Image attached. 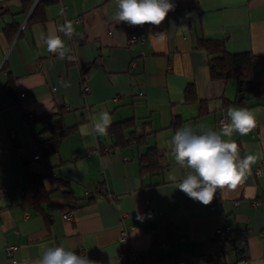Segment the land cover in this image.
I'll return each instance as SVG.
<instances>
[{"label": "crops", "instance_id": "1", "mask_svg": "<svg viewBox=\"0 0 264 264\" xmlns=\"http://www.w3.org/2000/svg\"><path fill=\"white\" fill-rule=\"evenodd\" d=\"M38 1H46L44 23L29 24ZM171 2L175 10L161 25L130 26L112 19L115 0H0V264L11 259L35 264L45 247L61 244L97 264H236L241 240L248 248L247 264H264V93L254 96L249 83L244 104H232L253 110L257 123L248 135L232 137L241 156L259 157L242 185L218 190L205 206L169 179L179 182L187 171L172 155L173 116L181 117V126L219 130L217 123L229 108L223 102L239 93L235 79H210L209 55L199 42L219 41L228 52L264 56V0ZM65 21L75 29L71 38L59 31ZM10 24H17L18 32L9 37L4 28ZM131 27L144 35L143 43L128 45ZM49 32L64 41V59L43 44L41 33ZM160 32L163 42L148 39ZM88 64L84 84L90 91L83 96L80 71ZM61 80L70 86L63 87ZM189 86L195 103L184 100ZM200 100L208 113L197 118ZM62 108L63 122L73 129L57 153L38 163V143L49 138L43 131L48 121L39 117ZM100 110L108 111L112 122H149L146 144L109 151L107 143L101 155L91 153L105 142L103 135H84L80 128ZM149 147L163 150L166 166L145 175L138 160ZM65 164L74 165L76 181L59 171ZM32 172L49 174L43 179L49 193L43 201H31ZM67 190L66 200L62 192ZM146 205L153 211L147 219ZM68 210L72 218L62 219ZM122 222L127 244L118 239ZM226 226L234 246L213 237L215 229ZM166 241L169 248L155 250ZM128 245L139 258L125 263L117 257ZM9 246L15 247L10 260Z\"/></svg>", "mask_w": 264, "mask_h": 264}, {"label": "clouds", "instance_id": "2", "mask_svg": "<svg viewBox=\"0 0 264 264\" xmlns=\"http://www.w3.org/2000/svg\"><path fill=\"white\" fill-rule=\"evenodd\" d=\"M116 11L112 19L116 24L121 22L130 26H159L176 5L171 0H115ZM71 38L75 29L70 21L59 28ZM149 40L157 39L163 42L165 33L149 34ZM41 40L47 51L64 59L66 47L64 41L55 32L41 33ZM70 58V57H69ZM63 87H69L68 82L61 80ZM111 115L106 110H100L92 115L90 121L81 126L84 135H106L111 125ZM257 126L256 115L246 107L230 106L227 109L226 122H222L219 130L200 125L181 126L171 137L172 155L175 162L186 169V174L179 182L175 176L169 179L175 183V188L194 201L207 206L212 203L218 190H236L251 175L252 165L258 155L245 154L241 156L234 134L243 137ZM138 219H142L140 215ZM35 264H97L87 256L78 255L76 251L64 245L45 247Z\"/></svg>", "mask_w": 264, "mask_h": 264}, {"label": "trees", "instance_id": "3", "mask_svg": "<svg viewBox=\"0 0 264 264\" xmlns=\"http://www.w3.org/2000/svg\"><path fill=\"white\" fill-rule=\"evenodd\" d=\"M25 1V0H24ZM46 1H38L36 2L29 14V24L34 23H44L43 16V6ZM9 37L11 35L16 34L18 32V25L10 24L4 28ZM199 44L206 49L209 55L208 60V68H209V76L211 80L218 81L221 80H230L235 79L239 82L248 80L250 85L249 89L253 95H258L264 93V56L252 55L249 52H241V53H231L228 52L223 43L219 41H211V40H202ZM91 65H85L84 68L80 71L81 74V86L84 84L86 80V75L90 70ZM10 84V83H9ZM6 87H8V85ZM244 90L239 91L237 94V98L231 102H223V107L228 108L232 106V104L239 103L244 104ZM184 100L187 103H195L197 101L196 92H194V88L189 86L184 90ZM198 117H203L208 113L206 104L202 100L198 101ZM66 111L64 108L58 109L51 115H46L43 117H39V119H43L48 121L46 128L43 130L49 136L48 139L40 141L38 143L39 148L41 149V158L52 155L53 153H57L59 150V145L62 140L69 134L73 127H68L63 122V115ZM39 119H36L38 121ZM183 123L181 117L176 114L173 116L172 120V128L176 130ZM141 128V131L138 132V129ZM151 131L149 122L148 123H139L138 120L134 118H125L123 120H118L115 122H111L110 127L108 128L107 134L103 135L105 142H100L98 144V155L103 153V149L106 148L105 144H109L110 146L106 149L111 150H119L125 148L126 146H130L132 144L144 145L145 136L148 132ZM139 168L141 173L145 175H150L155 172H159L166 166L165 164V154L163 150L158 149L156 147H149L144 153L139 155ZM36 161V160H34ZM33 162V161H32ZM37 162V161H36ZM30 164V162L28 163ZM33 173V172H32ZM30 175L31 181L29 183V190L31 191V201L39 202V200H45L48 198V191L43 185V179L49 174H35ZM57 184L64 188L65 183L62 180H58ZM26 189V190H28ZM62 195L67 200L70 198L69 191H63ZM24 203H26V196L24 194ZM262 200V199H261ZM23 203V204H24ZM223 240V244L227 246H234L236 242L230 241V234ZM237 248V247H236Z\"/></svg>", "mask_w": 264, "mask_h": 264}, {"label": "built area", "instance_id": "4", "mask_svg": "<svg viewBox=\"0 0 264 264\" xmlns=\"http://www.w3.org/2000/svg\"><path fill=\"white\" fill-rule=\"evenodd\" d=\"M129 30L130 31L128 33V40H127L128 45H132V43H139V44L143 43L144 35L137 34L133 27H131ZM89 91H90L89 86H87L86 84H83L82 85V95L86 96L87 94H89ZM222 122H226V116L225 115H223L220 118V120L218 121L217 124L219 127H222ZM90 152L98 155V149L97 148L91 150ZM87 153H89V152H87ZM35 160L38 163L42 162L41 156L36 157ZM107 197H110V195ZM234 205L236 206L237 203H235ZM254 205H258V202H255ZM72 216H73V212L68 211V213H66L62 216V219L68 220V219H71ZM145 216L153 217V211H151L150 208H148V207L145 210ZM121 229L122 230L120 232L119 241L127 242V240H128L127 229H125L123 225H122ZM229 232H230V228L228 226H226L225 228H217L214 231L213 237H215V239L221 241V240L225 239L226 235ZM169 246H170L169 241H166V242L160 243L158 246H156L155 250L156 249L166 250L167 248H169ZM14 249H15V247H11V246H9V248H7V258L8 259L12 255V251ZM78 255L86 256L84 253H80ZM247 255H248V248L246 247V241L241 240L239 242V245L237 246V258H236L237 262H236V264H247V262H248V259H247L248 256ZM138 257H139V253H137L132 247L127 248L126 250L119 252V258L121 261L131 262V261L137 259ZM90 260H92V259H90ZM93 261H95V260H93ZM8 264H18V262L16 260L11 259ZM179 264H181V263H179ZM218 264H224V262L219 261Z\"/></svg>", "mask_w": 264, "mask_h": 264}, {"label": "water", "instance_id": "5", "mask_svg": "<svg viewBox=\"0 0 264 264\" xmlns=\"http://www.w3.org/2000/svg\"><path fill=\"white\" fill-rule=\"evenodd\" d=\"M247 84H249L248 80L242 81L238 83V90L242 91L247 90L248 86ZM61 174L63 175V177L66 179H69L71 181H76L75 178V171H74V165L73 164H65V166L61 167L60 170Z\"/></svg>", "mask_w": 264, "mask_h": 264}, {"label": "rangeland", "instance_id": "6", "mask_svg": "<svg viewBox=\"0 0 264 264\" xmlns=\"http://www.w3.org/2000/svg\"><path fill=\"white\" fill-rule=\"evenodd\" d=\"M106 195L109 196L110 194L107 193ZM107 196H106V197H107ZM107 198H111V195H110V197H107ZM147 207H148V206L146 205V208H147ZM146 208H145V210H146ZM68 211H72V210H68ZM68 211L65 212L64 214L68 213ZM72 212H73V211H72ZM64 214H63V215H64ZM63 215H62V216H63ZM144 216H145V214H144ZM145 218L147 219V218H151V217H147V216H145ZM122 225H123V222L121 223V227H122ZM123 226H124V225H123ZM121 227H120V232H121V230H122ZM124 228H125V227H124ZM125 229H126V228H125ZM127 235H128V237H129V233H128V231H127ZM119 237H120V233H119ZM119 237H118V239H120ZM127 242H128V241H127ZM127 242H123V243H126V244H127ZM130 247H131V246H130ZM130 247H129V245H128L126 248H124V249L121 250V251H124V250H126L127 248H130ZM132 248H133V247H132ZM133 249H134V248H133ZM134 250H135V249H134ZM121 251H119V252H121ZM135 251H136V250H135ZM119 252H118V257H117V258L120 260V258H119ZM136 252H137V251H136ZM82 253H83V252H82ZM78 254H80V253H78ZM138 258H139V257H138ZM94 260H95V259H94ZM120 261H121V260H120ZM123 262H125V261H123ZM125 263H126V262H125Z\"/></svg>", "mask_w": 264, "mask_h": 264}]
</instances>
